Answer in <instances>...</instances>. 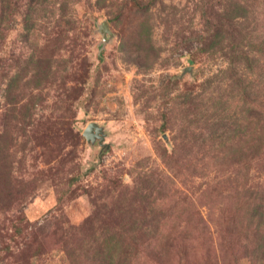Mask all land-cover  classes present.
I'll return each mask as SVG.
<instances>
[{
  "label": "rangeland",
  "instance_id": "rangeland-1",
  "mask_svg": "<svg viewBox=\"0 0 264 264\" xmlns=\"http://www.w3.org/2000/svg\"><path fill=\"white\" fill-rule=\"evenodd\" d=\"M35 2L20 3L25 12L35 8L38 44L23 41V16L11 18L6 8L0 22V55L36 52L44 59L28 66L16 91L21 104L32 108L34 99L35 115L21 108L25 119L9 118L0 146V264H95L92 251L113 237L159 244L177 264V245L188 234L190 264H235L258 219L250 221L254 208L243 206L241 195L225 198L226 179L239 166L248 187L264 183V0H223L214 9L212 0H164L144 13L134 0ZM204 9L218 19L240 16L237 38L200 41ZM60 30L66 61L49 62L54 46L42 49ZM72 56L77 63L88 56L92 65L84 95L68 107L62 101L74 82L63 83ZM42 115L56 119L46 133L37 122ZM92 121L104 126L110 147L87 141ZM69 125L81 133L76 146L64 139ZM74 174L79 178L69 181ZM69 182L73 192L59 202L57 190ZM146 257L139 264H159Z\"/></svg>",
  "mask_w": 264,
  "mask_h": 264
},
{
  "label": "trees",
  "instance_id": "trees-1",
  "mask_svg": "<svg viewBox=\"0 0 264 264\" xmlns=\"http://www.w3.org/2000/svg\"><path fill=\"white\" fill-rule=\"evenodd\" d=\"M47 1V0H46ZM164 0H134V7L136 12L141 13V12H147L149 11L153 6H155L158 3H162ZM21 0H0V10H2V14L0 15V22L3 18V14L5 13V10L7 8L8 14L11 18H14L17 15H21L26 19V26L24 28V42H29L31 39H33L37 44H38V37L40 36L39 34L36 33L34 29L33 24L34 19L32 20L30 17H32V12L35 10V8H32V12H25L23 10V3H20ZM35 2V0H34ZM36 3V2H35ZM37 3H44V0H39ZM211 8H215V6H223V0H212L211 3ZM30 9V8H29ZM207 9V8H206ZM219 11V10H217ZM202 19L204 21L205 29L203 33H198L197 37L199 38L200 41H207L210 39V41H220L222 37H225V34L230 37L231 39L235 40L237 37L236 35L240 32L238 29L237 22L240 18V16H235L234 14L232 16H228L227 20H224L223 15L219 16L221 18H216L213 17L211 14H208L207 10L204 9ZM218 16V17H219ZM30 22V24L28 23ZM27 24L30 25L27 27ZM143 24L141 25V27ZM33 30V31H32ZM64 35V31L60 30L57 31L56 34L51 38L50 44L44 45L42 51H46L51 45L54 46L52 51L50 52L49 56L45 57L47 60L52 61L56 63V61L60 62H65L66 58L61 54L60 49L62 47L60 46V43L62 42L61 39ZM66 37V34H65ZM66 49V45L64 47V50ZM235 49V48H234ZM72 48H70V51ZM42 54V52H41ZM242 57L251 62L252 60H255L251 58V52L249 51H243L241 52ZM62 56L61 60L58 59L56 56ZM42 58L43 62V56L41 55H36V52L33 54L31 53L30 55H26L24 52H20L17 54L14 51H5V55L1 54L0 55V81H3V78L6 79V88H5V111L4 113H0V146L3 145L2 141L4 138V134L7 130V127L9 124H7V120L14 119V120H19L18 114H21V119H25L28 116V112L32 116L35 115L33 114L34 110L36 111L37 109L34 108L36 102L33 101L30 103L32 104V108L30 106H26L24 104L20 103V100L18 98L19 95L16 94L17 89H20V84L22 82L21 79H23V74L28 70V66L31 63L38 62L40 64V60ZM243 59V60H244ZM68 60V59H67ZM74 61V62H73ZM16 62L17 64H14ZM75 63V64H73ZM13 67H18L19 69H16L13 72ZM75 66V70L70 71V67L73 68L72 66ZM92 61L88 56H85L77 61L73 58H71V64L69 65V71L67 69L64 77L66 76V81L63 83V87H67L68 81L74 82L72 85L70 84L69 88V97L67 99H64L62 102L68 107H73L79 99L84 95V88L87 83V80L90 76V69H91ZM50 66V65H49ZM50 69V68H49ZM50 72H53L50 69ZM37 75V74H36ZM248 89L246 90L247 93ZM19 94V93H18ZM43 101H46V98L43 97ZM58 101L56 102V104ZM21 108L22 110L26 108L28 111L27 113L22 114L21 113ZM10 112V113H9ZM164 117H167V113H163ZM40 117L37 122H43L41 125L45 126V133L46 131L51 130L54 128V120L53 118H46ZM74 126V125H73ZM72 125H69L67 132L65 133V141L67 145H73L76 146L79 144L82 136L81 133L76 132L75 128ZM55 131V130H54ZM53 131V132H54ZM223 137V134H221ZM260 141H263V137L260 138ZM254 149V148H253ZM261 149V146L257 147V150L259 151ZM242 151V149L240 150ZM0 153H1V147H0ZM4 153V152H3ZM173 155V154H172ZM3 158L5 156L0 155V163L3 161ZM241 163V162H240ZM242 164V163H241ZM209 163H204L200 168L201 172L207 173V168H208ZM243 165V164H242ZM241 165V166H242ZM223 169V168H222ZM221 170V169H220ZM225 170V169H223ZM9 175V171L7 172ZM246 174V173H245ZM248 174V172H247ZM246 174V175H247ZM241 175H243L242 169L238 166L235 170H231L228 178L226 179L227 183L230 184V188H228V191L225 196V198L232 199L237 195H241L242 197V203L243 206H247V208H254V211L250 215V221H254V218L258 219V225L256 228H250L249 230L247 229L245 232V237L243 239V245L241 248H243L244 252L241 254L239 257H237L235 264H262L264 257H259V253L263 251L264 253V183L263 184H256L253 186L248 187V181L247 180H242ZM79 178V175H73L71 178H69V181H74ZM72 183H65V186L63 189L58 191V201L61 202L63 201L68 194L73 190L72 188ZM258 187V190L256 189ZM232 194V195H230ZM236 198V197H235ZM228 199V200H229ZM238 218V217H237ZM236 218V219H237ZM20 219H23L21 217ZM235 219V218H234ZM234 219L232 221V228L234 229L233 234H238V225L236 226V221L234 222ZM12 226L14 228L15 233L18 235H23L24 234V229L21 228L20 225L12 223ZM189 235V234H188ZM188 235L183 237L184 243L181 245H177L176 252L177 253V264H190L189 263V249L187 246L186 239L188 238ZM15 237V236H12ZM153 237V234H152ZM112 241L115 242H105L102 244L101 248L99 250H93V259L95 264H139L140 259H143L145 256H153L156 257L155 261L156 263L163 264V260L165 258L168 259L169 264L170 260L169 259L171 254H174L170 252V249H167L165 251L164 247H161L159 244L154 245L152 242H147L143 241L140 242L138 238H134V240L131 243H124L119 240H115L113 237L111 239ZM256 240V241H255ZM256 242V244L254 243ZM250 245H252V250H249ZM42 244L40 242H37V249L41 248ZM6 250L8 254H12L13 252L11 251L9 246H6ZM91 251V249H89ZM230 251H232L233 255L237 254L236 250V245L230 246ZM165 252H168L166 254ZM2 254V250L0 249V255ZM144 255V256H143ZM95 257V258H94ZM146 257V258H147ZM124 259L129 260V263H123ZM247 261V262H244ZM146 263V262H145Z\"/></svg>",
  "mask_w": 264,
  "mask_h": 264
},
{
  "label": "water",
  "instance_id": "water-1",
  "mask_svg": "<svg viewBox=\"0 0 264 264\" xmlns=\"http://www.w3.org/2000/svg\"><path fill=\"white\" fill-rule=\"evenodd\" d=\"M108 27L109 26L107 20L100 24V28H102L103 30L108 29ZM110 34L112 35V32H110ZM83 135L91 144L99 142L102 147H110V145L105 142L107 133L105 132L104 126L100 125L96 121H92L86 126Z\"/></svg>",
  "mask_w": 264,
  "mask_h": 264
}]
</instances>
